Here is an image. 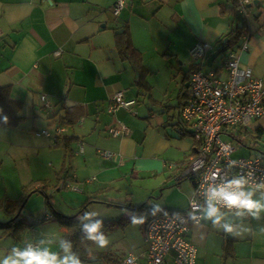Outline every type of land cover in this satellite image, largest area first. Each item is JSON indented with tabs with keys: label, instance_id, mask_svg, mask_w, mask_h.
Segmentation results:
<instances>
[{
	"label": "crops",
	"instance_id": "obj_1",
	"mask_svg": "<svg viewBox=\"0 0 264 264\" xmlns=\"http://www.w3.org/2000/svg\"><path fill=\"white\" fill-rule=\"evenodd\" d=\"M115 1L0 0V86L11 85V97L23 104L19 127L0 126L1 197L17 198L30 182L42 186L47 181L45 195L56 192L67 207L75 209L84 203L85 194L101 196L129 173L138 178L150 173L162 181L154 190L172 187L175 200L161 211L187 209L194 186L184 172L195 140L191 133L182 136L171 102L156 100L163 107L160 111L147 100L148 90L135 82L136 70L118 54L115 33L129 26L149 73L162 67L173 79L181 77L179 115L189 90L190 75L183 66L190 64L191 49L199 41L215 46L241 20L222 12L232 0H127L118 16L113 12ZM250 2L248 48H241V38L234 50L243 66L262 76L264 0ZM58 50L61 53L55 54ZM217 57L209 53L205 65L208 61L221 65ZM118 91L125 99L137 101L132 109L110 110ZM122 123L130 133L112 136L109 129ZM51 124H61L63 131L54 136L36 133L38 127ZM259 129L262 138L264 118L253 120L246 132L256 136ZM64 137L71 138L69 147ZM100 149L112 151L113 156H103ZM168 163L175 166L169 168ZM59 171L55 183L53 175ZM80 176L87 178L79 181ZM75 181L78 189L73 188ZM40 195L41 191H35L27 200L30 209L41 213L48 201L43 202ZM52 203L65 212L51 197ZM47 216L54 219L52 212L46 211ZM0 220H7L1 210ZM245 224L252 232L243 237L214 229L210 222L192 225L189 237L198 248L197 264H264L260 231L264 219L247 218ZM33 227L23 233L36 232L38 228ZM32 236L28 242L38 241ZM10 238L0 228V253L22 247L20 240L14 243Z\"/></svg>",
	"mask_w": 264,
	"mask_h": 264
},
{
	"label": "built area",
	"instance_id": "obj_2",
	"mask_svg": "<svg viewBox=\"0 0 264 264\" xmlns=\"http://www.w3.org/2000/svg\"><path fill=\"white\" fill-rule=\"evenodd\" d=\"M126 3L127 0L115 1L113 12L116 16ZM248 3L250 0H240V12L246 10ZM242 39L241 48L247 49L249 34L245 33ZM213 48L211 43L199 41L190 51L193 61L205 60ZM60 53L59 50L55 52ZM219 55L221 65L210 69L203 65L190 74L189 90L180 109L181 119L190 127L195 140L196 149L189 157L184 173L191 178L196 195L193 193L187 209L162 211L147 220L144 226L145 252L139 255L129 253L120 264H197L198 248L189 232L192 225L199 224L191 218L193 214L198 215L194 213L191 201L203 202L199 195L201 185L207 187L212 183L214 173L217 174L216 182L241 175L249 178L253 187L264 182L263 155L233 157L238 149L235 142L246 146L239 135L250 131L253 120L264 118V75L258 76L251 67L243 66L235 50ZM111 102L110 110H114L120 106L132 109L137 101L125 99L123 92L118 91ZM62 131L63 126L57 124L56 132ZM109 131L112 136L130 133L124 123ZM37 133L51 135L47 129ZM99 151L107 158L113 156L112 151ZM167 166L173 168L175 165L168 163Z\"/></svg>",
	"mask_w": 264,
	"mask_h": 264
},
{
	"label": "rangeland",
	"instance_id": "obj_3",
	"mask_svg": "<svg viewBox=\"0 0 264 264\" xmlns=\"http://www.w3.org/2000/svg\"><path fill=\"white\" fill-rule=\"evenodd\" d=\"M221 56L217 61H220ZM180 59L176 61L177 67L180 68L182 65L180 64ZM189 62H192V56H189ZM190 64H186L183 66L189 71ZM217 67L216 65H211V61H208L205 65L206 69ZM186 70V71H187ZM147 81L151 85L150 91L146 88L143 90H148V101L150 103L157 104L155 105L157 110H162V105H159L156 100H162L163 102H171L169 104L173 105L172 112L176 114V119H179L177 105L181 100L179 96L180 90L182 86L181 77L177 79H173L170 75H167V72L164 68L161 67L160 70L155 72H150L147 75ZM151 95V97L149 96ZM141 100H146L142 97ZM156 102V103H155ZM136 111V109H134ZM133 110V111H134ZM40 131L43 129H47L51 132L52 136L55 135L56 125L51 124L47 125L45 128L38 127ZM37 130V131H38ZM36 131V133H37ZM245 135L240 137V140L244 142L246 146H240L235 142V146L239 149L233 153L234 158H238L242 155L244 156H252V155H261L264 153V135L261 139H257L251 133H247L246 131L243 133ZM225 139H230L226 135H223ZM252 142L253 145H250L252 148H249V143ZM243 147V148H242ZM70 159L71 157L68 156ZM69 162V160H67ZM61 171V170H60ZM56 173L54 176V182L56 183L59 180L58 174ZM86 177H79V181H85ZM164 179L163 181H165ZM162 181L156 179V176H153L150 173H143L139 178L133 177L130 173L125 177H123L120 181L115 182L113 184L114 187L109 188L106 192H104L101 197L107 199V201H94L90 202L87 206L85 212H96L99 214L97 218L102 219L104 222H113L117 221L121 218H131L134 217L131 221H129L126 225L122 226H112L103 224V231L105 235L110 239V244L105 249H99L95 247L91 241L84 240L83 242H79V247L84 248L85 254H90L91 261H85L84 264H120L122 259L129 253L142 254L146 248L147 244L145 241L144 235V219L148 216H152L153 214H157L161 210H165V205L171 204L175 199L172 196V187H159L154 190L157 186H160ZM77 183L75 181L74 187H77ZM52 194V200H56L61 203V208L65 212H61L57 207L47 204L45 193L41 192V197H43V202H46V209L44 211L35 212V207H31L28 200L24 204L23 213L27 216V220L29 224L37 227L36 232H25L21 234L20 242L19 238H10L11 242H19L23 247L28 241L33 238V234L37 240L43 239H53L56 240L58 238H66V229H63V221L64 218H61L59 215L54 213V219L43 220L44 214L46 211L52 212L54 210L60 211L62 214L66 216H73L77 214L80 210V206L85 203L90 195L85 194V201L79 207L72 209L71 207H67L65 203L61 200V196L56 192H49ZM132 203L134 208L136 206L140 207L146 203L148 207H145L143 210H136L132 208H128L127 204ZM122 205V206H121ZM34 210V213H32ZM135 221V222H134ZM48 223V224H45ZM31 226V227H32ZM28 227V226H26ZM30 229V227H28ZM23 235V236H22ZM54 250H56L55 246H53ZM100 254L109 257L110 260L106 258H98ZM94 257V258H93Z\"/></svg>",
	"mask_w": 264,
	"mask_h": 264
},
{
	"label": "clouds",
	"instance_id": "obj_4",
	"mask_svg": "<svg viewBox=\"0 0 264 264\" xmlns=\"http://www.w3.org/2000/svg\"><path fill=\"white\" fill-rule=\"evenodd\" d=\"M216 175L213 174V182L207 187L201 185L202 191L199 195L203 202L199 203L195 199L191 201L194 213H198L193 214L191 218L197 223L210 222L214 229L223 230L233 237L251 234L252 229L246 226L245 221L247 218L257 221L264 219V182L253 187V182L243 175L233 176L231 179L221 178L216 182ZM98 216L96 212H85L78 220L81 223L83 238L91 241L95 247L105 249L109 246L110 239L102 230L103 220L97 218ZM260 231L264 233V227H261ZM0 264H84V262L79 253L74 251L72 241L61 237L56 240L41 238L36 242H28L23 247L13 246L6 254L0 253Z\"/></svg>",
	"mask_w": 264,
	"mask_h": 264
},
{
	"label": "trees",
	"instance_id": "obj_5",
	"mask_svg": "<svg viewBox=\"0 0 264 264\" xmlns=\"http://www.w3.org/2000/svg\"><path fill=\"white\" fill-rule=\"evenodd\" d=\"M240 0H232V4L228 10H222L223 13L229 12L235 15L241 22L239 24L233 25L232 28L225 33L221 39L217 42V44L214 46L213 50L210 53H216L219 55L220 53L227 52L229 50H234L235 46L239 42V40L242 38V36L247 33L250 34L251 28L249 24V17L247 14L248 7L246 6V10L243 12H240ZM242 13V14H241ZM115 44L118 51L119 56L121 59L128 61L133 68L136 70L138 77L136 79V84L140 88H146L150 91L151 85L147 81V75L149 73V69L146 66L144 62V57L141 53V51L134 45L132 41V34L131 30L128 25H125L122 27L121 30H117L115 33ZM207 59V58H206ZM205 60L201 62H192L189 70V75L197 68L202 67L205 65ZM11 85H3L0 86V126H13V127H19L20 124L23 121V116L20 114V111L22 109V102L15 100L11 97ZM151 96V95H150ZM5 117L7 120L5 121ZM74 122V121H69ZM176 124H179L181 126V132L182 136H187L188 133L192 134V131L190 127L181 119L180 113H179V119L175 122ZM262 131L259 129V133L255 136L257 139H261ZM65 141L67 143L65 146H70V140L71 138L64 137ZM69 149V148H68ZM196 149V148H195ZM194 149V152H195ZM71 151H69L70 154ZM193 152V153H194ZM47 181L43 182L42 186H36L37 182L32 181L29 184L25 185L23 187L22 194L17 197H10V196H0V210L3 211L7 215V220H0V228L3 229V234L5 236H12L13 238H19L21 239V234L23 233L26 226L31 227L32 225L29 224L27 220V216L23 213L24 204L26 203L29 195L35 191H41L44 192L46 190V183ZM101 192V191H100ZM96 192L94 195H90L88 199L85 201L83 205H81L80 210L77 214L73 216H66L65 214H62L61 212L54 210L53 211V217L54 213L56 215H59L61 218H64L65 220L63 223V229H66V238L70 239L73 243V249L74 251H77L80 255V258L85 261H91L90 254H85L84 248L81 246L79 247V242L84 241L82 232H81V223L78 220V217H82L85 213V210L87 209V206L90 202L94 201H102L105 202L107 199L102 198L99 194ZM52 194L47 193L46 194V200L50 205L51 204V196ZM122 206V205H121ZM22 207V210L20 211V208ZM128 208L137 209V210H144L145 207H148V205L143 204L142 206L138 207L136 206L134 208V205L130 202L127 204ZM135 209V210H136ZM162 211H159L160 213ZM157 213V214H158ZM156 214H153L154 216ZM152 216H148L144 219V226L147 220H149ZM51 217L47 216L43 220H49ZM134 217L131 218H121L117 221L113 222H104L103 224L109 225V223L112 226H122L126 225L129 221H131ZM229 243H231L229 241ZM106 258L108 260L109 257L104 256L100 254V257L98 258Z\"/></svg>",
	"mask_w": 264,
	"mask_h": 264
},
{
	"label": "water",
	"instance_id": "obj_6",
	"mask_svg": "<svg viewBox=\"0 0 264 264\" xmlns=\"http://www.w3.org/2000/svg\"><path fill=\"white\" fill-rule=\"evenodd\" d=\"M254 3H255V1H254ZM253 3L252 2H250V3H248L247 4V7H249V6H251ZM249 148H252L250 145H249ZM253 149V148H252ZM44 193V192H43ZM22 210V207L20 208V211Z\"/></svg>",
	"mask_w": 264,
	"mask_h": 264
}]
</instances>
